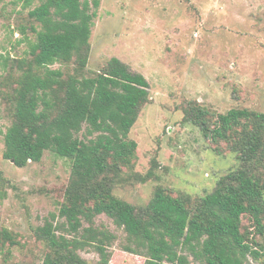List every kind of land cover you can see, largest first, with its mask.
Here are the masks:
<instances>
[{
    "label": "trees",
    "instance_id": "trees-1",
    "mask_svg": "<svg viewBox=\"0 0 264 264\" xmlns=\"http://www.w3.org/2000/svg\"><path fill=\"white\" fill-rule=\"evenodd\" d=\"M5 0H0V6ZM28 12L27 59L12 58L18 73L6 94L12 124L4 157L18 167L40 162L46 151L72 163L58 213L34 229L44 264H110L117 236L95 218L106 215L127 234L123 249L144 264H247L264 251V112L235 107L225 113L199 103L184 109L213 149L224 144L240 165L200 197L172 195L158 186L145 205L116 194L118 187L156 179V159L135 170L138 143L130 133L150 101L149 82L118 57L87 75L91 34L101 0H38ZM60 64L59 67H53ZM245 219L249 224L245 223ZM18 234L0 221V259ZM94 249L92 263L81 254Z\"/></svg>",
    "mask_w": 264,
    "mask_h": 264
},
{
    "label": "rangeland",
    "instance_id": "rangeland-1",
    "mask_svg": "<svg viewBox=\"0 0 264 264\" xmlns=\"http://www.w3.org/2000/svg\"><path fill=\"white\" fill-rule=\"evenodd\" d=\"M38 4L5 0L0 6V221L19 238L0 264H44L45 248L34 229L58 213L71 176V161L51 151L26 167L4 157L12 124L6 94L18 73L12 58L29 57L35 36L21 28ZM97 12L87 75L118 57L145 76L150 101L130 133L138 143L135 170L146 174L154 159L160 166L156 179L118 187L116 194L145 205L158 186L172 195L211 193L240 161L224 144L222 152L215 151L200 128L185 120L184 109L199 103L220 113L235 107L264 112V0H101ZM95 225L117 236L110 264L145 263V256L123 249L127 234L111 218L100 215ZM81 254L92 263L99 260L92 248ZM247 264H264V255Z\"/></svg>",
    "mask_w": 264,
    "mask_h": 264
},
{
    "label": "water",
    "instance_id": "water-1",
    "mask_svg": "<svg viewBox=\"0 0 264 264\" xmlns=\"http://www.w3.org/2000/svg\"><path fill=\"white\" fill-rule=\"evenodd\" d=\"M14 163V160H11Z\"/></svg>",
    "mask_w": 264,
    "mask_h": 264
}]
</instances>
